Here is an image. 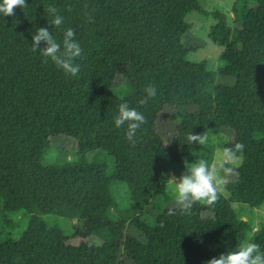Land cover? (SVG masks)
<instances>
[{
    "label": "trees",
    "instance_id": "trees-1",
    "mask_svg": "<svg viewBox=\"0 0 264 264\" xmlns=\"http://www.w3.org/2000/svg\"><path fill=\"white\" fill-rule=\"evenodd\" d=\"M26 2L12 16L0 14V215L21 209L29 215L17 239H0V264H206L235 250L251 225L230 199L220 191L214 206L197 202L181 213L174 202L167 203V181L173 167L199 159L203 147L187 144L188 133L225 128L232 137L222 150L244 145L229 189L250 193L264 183V0H235L233 26L214 12L217 22L208 37L223 47L219 73L234 76L235 83L216 84L217 72L208 70L211 88L202 76L205 63L186 57L198 46L183 41L190 27L186 15L208 14L198 0ZM48 6L64 17L59 28L48 23L53 19ZM39 27L49 28L58 42L66 29H74L82 47L75 61L78 76L51 60L43 63L32 50ZM118 76L130 87L129 95L114 92ZM149 85H155L156 96L140 105ZM122 102L146 117L134 147L127 126H115ZM166 107L179 117L172 147L158 132V116ZM55 136L111 155L130 203L122 207L116 201L115 180L104 163L44 166ZM147 212L152 219L145 218ZM51 213L83 221L87 238L69 241L43 218ZM253 239L264 250V225ZM187 242L199 252L176 259L165 254Z\"/></svg>",
    "mask_w": 264,
    "mask_h": 264
},
{
    "label": "rangeland",
    "instance_id": "rangeland-1",
    "mask_svg": "<svg viewBox=\"0 0 264 264\" xmlns=\"http://www.w3.org/2000/svg\"><path fill=\"white\" fill-rule=\"evenodd\" d=\"M201 8L208 12V14L191 12L185 17L186 21L190 24V27L183 37V41L187 45L198 46L195 50H190L187 54V59L194 62L200 63L204 62L205 67L201 69L203 71V78L205 86L211 88L208 70H214L217 72L215 76L216 84L223 85H234V76H224L219 73V68L221 67L222 60L220 58V53L223 47L215 44L208 37L217 19L214 16V12H221L224 14L225 21L228 25L233 26V3L235 0H198ZM114 92L120 96H126L131 93L130 87L127 85L126 81L121 77L113 78ZM165 112L160 113L158 116V132L160 135H164V141L168 146L172 147L176 144L178 140L177 132L175 131V126L178 123V113L171 107H166ZM209 141L206 146L201 150L199 159H205L210 163L219 162V153L222 151L221 147L223 143H226L231 139V130L221 128L215 132L208 134ZM79 163H104L107 166V170L114 178V197L116 201L125 207L130 203V194L127 186L119 179L116 173V165L113 157L103 150H87L83 146L77 147L73 138L68 136H55L51 138V146L44 154L42 159V164L47 165H62L70 166ZM236 165H226L232 168L233 171L226 175V183L221 189V192L227 196L232 206L239 217L246 219L250 225L251 229L248 231L247 236L254 237V232L262 225H264V183L254 189L250 193H243L241 191H231L228 187L229 183L235 180L238 168ZM186 171V164L173 167L168 174V187L167 192L169 194L168 204L174 202L173 196L171 194V188L173 187L174 177H179ZM224 175V173H221ZM165 201L164 196L160 197ZM167 205V204H166ZM155 214V213H154ZM153 216L145 215V218ZM29 215L23 210L18 211H5L0 215V239L11 238L17 239L22 233L23 229L26 227ZM115 217V215H114ZM45 221L49 225H56L61 228L63 233L69 238V241H79L86 239L88 234V229L85 227L83 221L76 218H69L60 216L57 214H46L43 216ZM130 233L136 234V230L133 226L129 228ZM199 252V248L191 242L184 244H178L170 247L165 251V254L170 259H176L183 256L192 255Z\"/></svg>",
    "mask_w": 264,
    "mask_h": 264
},
{
    "label": "clouds",
    "instance_id": "clouds-1",
    "mask_svg": "<svg viewBox=\"0 0 264 264\" xmlns=\"http://www.w3.org/2000/svg\"><path fill=\"white\" fill-rule=\"evenodd\" d=\"M26 0H0V14L4 17L15 14L17 7L26 8ZM69 10H71L69 8ZM47 13L53 16L48 23L59 28L64 17L57 14V9L48 6ZM89 22L92 17L88 16ZM44 42L45 46L41 47ZM32 50L38 51L42 56V62L47 63L51 60L58 68L63 70L67 75L72 77L78 76L80 65L75 61L82 55V47L75 39V31L68 28L63 33L62 42H58L47 27H39L32 35ZM146 95L142 97L138 103L145 105L149 99L156 96L155 85L145 87ZM115 126L117 128L127 126L126 137L128 141L135 146V137L137 130L146 122V117L136 108L129 107L127 102H122L118 106V115L114 117ZM209 136L206 132L197 134L190 132L185 137L187 144L198 143L202 147L206 146ZM244 145L236 143L232 147H224L219 153V162L210 163L205 159H196L186 164V171L179 177H174L171 194L173 196L175 206L181 213L190 211L193 203H201L204 206L212 207L219 198V193L226 183V175L233 171L226 165L238 166L242 162V153ZM224 173L222 175L221 173ZM163 226V225H161ZM206 264H264V250L260 245L254 242L251 236L246 237L236 248L218 257H213L206 261Z\"/></svg>",
    "mask_w": 264,
    "mask_h": 264
}]
</instances>
